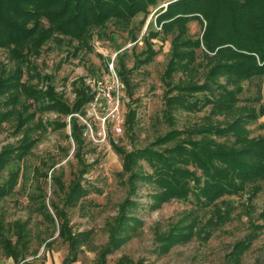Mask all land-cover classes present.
I'll return each mask as SVG.
<instances>
[{"label":"rangeland","instance_id":"374dc122","mask_svg":"<svg viewBox=\"0 0 264 264\" xmlns=\"http://www.w3.org/2000/svg\"><path fill=\"white\" fill-rule=\"evenodd\" d=\"M11 1L14 6L8 9L3 8L7 1L0 0V188L17 178L11 192L0 198V237L13 242L11 252L18 251L19 256L13 259L0 244V264H264V180L255 193L248 186L231 196L220 190L217 193L221 195L210 202L202 195L207 177L191 162L181 163L178 166L192 174V179L186 180L185 198L153 207L149 206L150 194L157 187L131 179L132 172L151 175V165L139 160L132 172L125 174L120 156L143 148L161 153L179 145L186 147L185 153L191 157L195 153L193 145L186 144L191 140L203 152L221 146L235 161H241L242 152L233 153L247 145L243 143L245 136H264V114L258 110L264 103V78L241 82L233 101L240 111L234 110L230 116L208 118L206 103L210 96L203 91L196 93L200 109H176L167 114L163 100L168 87L161 77L169 36L153 39V59L134 65V54L145 48L142 38L149 28L158 29L164 19L170 20L159 16L167 0H157L146 13L127 23L111 17L102 24L96 18L93 25L85 27L76 25L80 17L87 16L84 7L97 5L96 0H72L68 7L67 0H57V6L46 10L30 6L28 0ZM201 20V29L195 21L186 24L190 36L201 35L205 25ZM61 23L64 28L57 26ZM73 27L81 28L67 34L66 30ZM119 51H125L123 69L136 84L134 99L121 101L122 132L116 134V122H110L103 140L97 135L103 131L102 122L86 107L84 119L94 130L92 136L85 137L79 159L75 157L77 146L67 137L69 126L60 127L69 118L57 109L62 105L71 108L78 97L74 89H91L89 81L106 75L109 63L116 70L115 54ZM200 57L196 62L202 66L197 68L204 77L208 67ZM223 80L216 78L220 84ZM205 85L214 94L222 89L210 81ZM247 104L254 117H237V113L246 111L241 109ZM130 108L133 113H128ZM242 122L245 136L236 131ZM209 126L212 132L202 131ZM171 131L174 138L159 144L158 139ZM110 140L119 147L117 153ZM20 148L31 149L19 156L16 150ZM212 165L230 176L242 169L236 163L219 164L216 159ZM221 174L210 171L208 177ZM76 182L87 195L69 208L64 202ZM128 198L135 205L122 213V204ZM52 205L63 211V223ZM41 206L51 220L44 217ZM125 214L135 220H125ZM118 220L122 227L117 228ZM86 232L88 240L80 243L77 235ZM71 239L77 243L71 245Z\"/></svg>","mask_w":264,"mask_h":264},{"label":"trees","instance_id":"16d2710c","mask_svg":"<svg viewBox=\"0 0 264 264\" xmlns=\"http://www.w3.org/2000/svg\"><path fill=\"white\" fill-rule=\"evenodd\" d=\"M6 1V7L3 8L9 9L14 6L11 0ZM71 1L67 0V7L70 6ZM77 1L89 3L94 0H74L75 3ZM96 1L97 5L84 7V12L87 16L80 17L79 24L76 26L85 27L87 25H93L95 23L94 19L96 20V18L98 19L96 20L97 22L102 21L103 24V22H106L111 17H114L117 22L127 23L136 15L146 13L149 7H153L157 0ZM26 2L30 6L39 7L40 10L57 6V0H28ZM166 3L165 10L159 16L160 18L167 17L170 20L164 19L165 21L158 29L149 28L148 30L147 28L148 32L142 38L145 48L141 52L134 54V65L139 66L150 62L156 54V50L152 46V40L158 38L162 40L169 36L168 57L161 77L162 83L168 87L163 100L165 113L168 114L171 110L176 109L190 111L200 109L199 99L196 95L198 91L205 92L203 95L206 97L210 96L206 103L208 105L206 114L208 118L215 115L230 116L234 113V110L239 112L240 110L236 109L233 101L235 93L241 90V82L253 77L264 78V53L261 52L262 48H264V0H167ZM61 8L63 10L65 4L61 5ZM25 11L31 13L34 10L26 9ZM201 19L205 22L201 35L195 37L190 36L186 24L189 21H195L201 29ZM57 26L64 28L65 24L62 25L61 23ZM79 28H68L66 33L72 34ZM138 54L142 57H138ZM199 55L201 56V60L204 61L203 65L208 67L204 77H201L202 72L197 68V66H202L201 62H196ZM115 61L117 64L115 71L124 84L123 92L129 101H132L134 99V87L136 84L131 83L127 76L129 71L123 69L125 64V51L122 53L120 51L116 52ZM214 70L217 71L214 72ZM177 73L179 75L173 79ZM218 77H223L224 83H218L216 81ZM200 78L203 81H199ZM207 81L219 84L218 87L222 89H218H221V91H217L214 94V90L205 85ZM74 90L78 97L72 107L68 108L67 105H62L57 111L69 118L68 120L65 119L62 121L60 127L66 129L69 126L70 133L67 137L72 139V142L77 146L75 157L81 159V147L85 142L83 135L85 127L75 114H85L86 107L93 95L91 89L88 88L82 90L76 87ZM251 108L247 104L241 109L246 111L244 113H237L236 116L254 117L255 112L250 111ZM247 109L250 110L248 111ZM258 110L261 114H264V103L259 105ZM130 112L133 113L132 108L128 111V113ZM125 122H127V119ZM244 123L246 122L244 121ZM244 123L242 122V125L236 127L237 134L247 135V131L243 127ZM227 126L229 125H226L225 128ZM208 129H211L210 126L202 131L212 132ZM221 131V129L216 130V132ZM174 133L171 131L164 137L159 138V144L167 142L168 139L173 137L172 135ZM110 143L113 150L117 153L119 147L112 140H110ZM243 143L247 145L241 148V150L234 153L232 151L230 152L233 155L242 152L240 156L241 161H235L230 154H226L225 151L221 150V146L219 148L220 150H206L203 152V148L197 144H193L191 140H187L186 142L189 147L193 145L192 148L195 153L191 157L185 153L186 150L184 148L186 147L179 145H175L173 148L164 150L161 153L145 148L138 149L132 153L120 155L123 157L122 171L125 174L132 172V169L137 165L136 162L139 160H145L151 165V175L132 172L131 179L133 181L138 179L148 181L157 187L156 192L150 194L153 197L151 196L152 202L149 203V206L153 207L156 204H163L173 198H185L187 194V190L185 189L186 180L192 179V174L190 171L178 165H181V163L186 164L187 162H191L207 177V181L204 182L206 189L202 191V195L210 202L221 195L219 194L220 192L217 193L220 190L224 191L225 195L231 196L248 186L252 190L251 193H255L259 191L258 183L264 180V136L255 139H246L245 136ZM30 149L20 148L16 150V154L25 156ZM203 156L204 159H202ZM215 159L219 164L235 166L234 163H236L242 169L239 170V174L230 176L228 172H221V169H216L212 165V161H215ZM210 171L218 174L220 172L222 174L211 179L208 177ZM16 178L7 187L0 188V198L11 192L16 184ZM209 189L211 192H208ZM86 195L87 190L83 189L76 182L67 193L64 206L72 208ZM122 205L121 212L123 209L127 211L128 207L134 206L135 203L128 198ZM52 207L56 216H58V220L63 223V211L57 209L55 205H52ZM40 208L41 212H44V217L51 220V216L46 212L45 207L41 206ZM123 217L125 220H135L133 216H127L126 214ZM120 220L117 221V228L122 227L121 225L123 223ZM125 225H128V223H125ZM88 236L87 232L82 233L77 235V239L80 238L78 241L84 243L88 240ZM70 242L71 245L77 243H73V239ZM11 243L13 242L9 239L0 237L3 252L10 253V257L17 259L19 252L14 250L11 252ZM62 264H64V261Z\"/></svg>","mask_w":264,"mask_h":264},{"label":"built area","instance_id":"2783aa9c","mask_svg":"<svg viewBox=\"0 0 264 264\" xmlns=\"http://www.w3.org/2000/svg\"><path fill=\"white\" fill-rule=\"evenodd\" d=\"M91 84V93L93 95L91 101L88 103V109L94 111L98 119L102 122L103 131L97 132L99 137L103 140L106 137L108 123L116 122L114 131L116 134L122 132L121 123V101L129 100L124 94V84L119 78L118 74L113 68V63H109V69L106 75L96 77L89 81ZM78 119L83 120L82 125L84 128V138L93 134V127L84 118V115L75 114ZM115 143V142H114Z\"/></svg>","mask_w":264,"mask_h":264}]
</instances>
